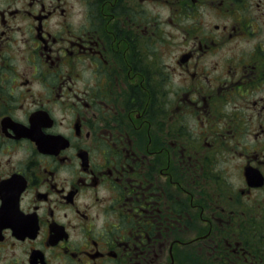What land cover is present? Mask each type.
Returning a JSON list of instances; mask_svg holds the SVG:
<instances>
[{"label": "flooded vegetation", "instance_id": "obj_1", "mask_svg": "<svg viewBox=\"0 0 264 264\" xmlns=\"http://www.w3.org/2000/svg\"><path fill=\"white\" fill-rule=\"evenodd\" d=\"M0 264H264V0H0Z\"/></svg>", "mask_w": 264, "mask_h": 264}]
</instances>
